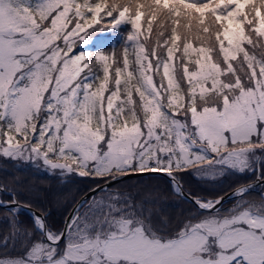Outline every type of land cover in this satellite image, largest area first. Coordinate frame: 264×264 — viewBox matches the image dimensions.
<instances>
[{"label":"snow or ice","instance_id":"snow-or-ice-1","mask_svg":"<svg viewBox=\"0 0 264 264\" xmlns=\"http://www.w3.org/2000/svg\"><path fill=\"white\" fill-rule=\"evenodd\" d=\"M125 25L118 51L89 47ZM0 156L102 180L93 192L151 173L178 195L189 172L264 181V0H0ZM252 186L227 209L187 193L200 212L171 229L117 189L63 229L34 213L37 240L17 220L30 205L0 183L12 195L0 264H264Z\"/></svg>","mask_w":264,"mask_h":264},{"label":"trees","instance_id":"trees-1","mask_svg":"<svg viewBox=\"0 0 264 264\" xmlns=\"http://www.w3.org/2000/svg\"><path fill=\"white\" fill-rule=\"evenodd\" d=\"M156 25L154 24V31ZM129 31L127 25L117 30L109 29L105 32L94 33L95 37L101 36L94 40L89 46L92 49L102 48L106 52L114 48L118 51L123 45V37ZM37 167V166H36ZM35 166L28 163L24 166H16L13 161L5 157H0V183L6 185L9 189H14L20 202L27 203L40 211L47 213V223L54 229H62L65 217L70 209L76 203L81 195L93 186L102 183V180L79 177L75 174L60 176L57 173H49L41 176ZM50 172V171H48ZM257 172H246L241 175L238 173H229L215 181H206L197 177L186 174L183 178L184 188L192 194L212 193L221 195L226 191L237 187L241 183H246L256 177ZM259 190L249 193L255 194L262 198L264 193V184L258 187ZM131 194V200L134 203L143 206V209L151 211L154 222L159 225L163 224L166 219L169 223V229L177 227L180 221L172 217L175 213H185L188 210H200L190 201L182 198L173 191L170 181L163 175H139L123 179L104 192H97L95 197L115 192L116 190ZM2 200H11L12 195L9 192H0ZM179 199L182 204H177ZM235 200V199H234ZM90 201V199H88ZM190 205L192 209L185 206ZM226 203V202H225ZM176 205V206H174ZM81 212L87 210V206L80 209ZM164 218V219H162ZM17 220L24 229L31 230L34 233L33 239H40L41 233L35 230L33 216L26 209L22 208L17 216ZM10 232V225L7 219V209L0 206V240L5 234ZM24 240V243H30ZM20 250L19 244L17 251Z\"/></svg>","mask_w":264,"mask_h":264},{"label":"water","instance_id":"water-1","mask_svg":"<svg viewBox=\"0 0 264 264\" xmlns=\"http://www.w3.org/2000/svg\"><path fill=\"white\" fill-rule=\"evenodd\" d=\"M157 174H158V175H163V176H165V177L169 180V178H168L166 175H164V174H160V173L140 174V175H157ZM134 176H139V175H129V176L124 177L123 179L129 178V177H134ZM257 176H258V175H257ZM257 176H256L255 180H253V181H251V182H248V183H251V184L253 185L252 188H251V190L256 189L255 187L257 186L258 183H259L260 185H262V184L264 183V181H260V180H258V179H257ZM123 179H121V180H123ZM121 180H119V181H121ZM119 181H115V182L109 184V185L107 186L106 189H108V188L111 187L113 184H115V183H117V182H119ZM169 181H170V180H169ZM170 183H171V181H170ZM99 184H100V185H103V182H102V183H99ZM259 184H258V185H259ZM171 185H172V183H171ZM93 188H96V185L93 186V187L90 188V189H93ZM172 188H173V185H172ZM235 188H236V187H235ZM235 188H232V189L226 191L225 193L221 194V195H223V196L225 197L224 200L222 201V205H223V203H225L226 201H228V200H230V199H234L233 196L231 195V192H232ZM90 189H89L88 191H86L83 195H81V196L79 197V199L76 201V203L73 205V207L70 209V211L68 212V214H67V216H66V218H65V220H64L63 228L65 227L66 221L70 218L71 214L73 213V210H74L75 208H79V207H80V203H81V201H87L88 199H91L93 196H95V194H96L97 192L100 191V189H97L95 192H93V191H90ZM106 189H105V190H106ZM184 190H185V188H184ZM173 191H174V189H173ZM174 192H175V191H174ZM175 193H176V192H175ZM185 193H186L185 195H180V196H181L182 198H184V199H186V200L192 202V200L189 199L188 196H187V193H189V192H188L187 190H185ZM176 194H177V193H176ZM0 201L7 202V201H10V200H2V199L0 198ZM21 203H22V204H25V205H29V204L24 203V202H21ZM192 203H193V202H192ZM24 209H26L27 211H29V212L32 214V216H33L34 213H35V214H40V213L42 212V211L38 210L37 208H35V207L31 206V205H30V208H29V207H24ZM63 228H62V229H63Z\"/></svg>","mask_w":264,"mask_h":264},{"label":"rangeland","instance_id":"rangeland-1","mask_svg":"<svg viewBox=\"0 0 264 264\" xmlns=\"http://www.w3.org/2000/svg\"><path fill=\"white\" fill-rule=\"evenodd\" d=\"M101 36H97V37H95V39L94 40H96L97 38H100ZM0 157H2V156H0ZM7 159H9V158H7ZM11 160V159H10ZM11 161H13V160H11ZM28 163H30V162H15V161H13V164H15L16 166H24V165H27ZM31 165H33V166H37V165H35V164H32L31 163ZM38 167V168H37ZM36 168H37V170H38V172H40V173H38L39 175H41V176H45V175H47V174H49L50 172H48L49 170L48 169H46V168H44V167H39V166H37ZM190 173V175H193V176H195L194 174H192L191 172H189ZM196 177V176H195ZM258 187V186H257ZM186 190V189H185ZM253 192H254V190H252ZM110 193H112V192H110ZM120 193L122 194V195H127V196H129L130 198H131V194H127V193H125V192H121L120 191ZM106 194H108V193H106ZM106 194H103V195H106ZM103 195H100V196H103ZM248 195H249V198L250 199H253V200H256V201H259V200H261V198L260 197H258L257 195H255V194H252V193H248ZM99 196V197H100ZM180 196V195H179ZM99 197H97V198H99ZM176 202H177V204L176 205H178V204H182L183 202H181L179 199H176ZM235 203V200L234 199H230V200H228V201H226V203H223V205H222V207L224 208V209H227V208H230V207H232L233 206V204ZM176 205H174V206H176ZM179 206V205H178ZM187 209H192L191 208V206L190 205H188V203H187V205L185 206ZM144 210V212L145 213H147V211H148V209H143ZM197 213H199L198 211H195V210H188V211H186L185 213H183V214H181V213H175V214H173L172 215V217L174 218V219H176L177 221H180V220H184V219H186V218H188V217H190V216H192V215H194V214H197ZM66 218V217H65ZM152 219H153V221H154V218L152 217ZM162 219H164V218H162ZM161 224V223H160ZM158 225V226H162V225ZM29 231H31V230H29ZM27 239H25V241H26Z\"/></svg>","mask_w":264,"mask_h":264},{"label":"bare ground","instance_id":"bare-ground-1","mask_svg":"<svg viewBox=\"0 0 264 264\" xmlns=\"http://www.w3.org/2000/svg\"><path fill=\"white\" fill-rule=\"evenodd\" d=\"M257 175H258V172H257L256 176H257ZM255 178H256V177H255ZM255 178H254L253 180H255ZM253 180H251V181H253ZM251 181H248V182H251ZM248 182H246V183H248ZM258 184H259V183H258ZM258 184H257V186H258V187H261L264 183H263L262 185H260V184L258 185ZM257 186L255 187V188H256L255 190H259V188H258ZM253 190H254V189H253ZM87 201H88V200H87Z\"/></svg>","mask_w":264,"mask_h":264}]
</instances>
